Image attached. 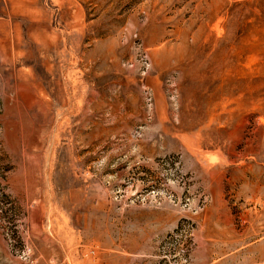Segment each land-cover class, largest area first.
Returning <instances> with one entry per match:
<instances>
[{"label": "rangeland", "instance_id": "obj_1", "mask_svg": "<svg viewBox=\"0 0 264 264\" xmlns=\"http://www.w3.org/2000/svg\"><path fill=\"white\" fill-rule=\"evenodd\" d=\"M0 264H264V0H0Z\"/></svg>", "mask_w": 264, "mask_h": 264}]
</instances>
